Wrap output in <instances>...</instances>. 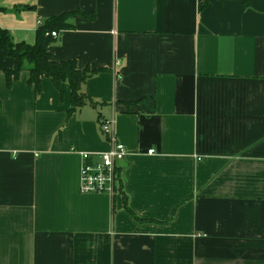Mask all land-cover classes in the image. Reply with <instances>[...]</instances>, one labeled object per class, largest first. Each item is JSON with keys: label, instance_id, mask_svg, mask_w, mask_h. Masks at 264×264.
I'll use <instances>...</instances> for the list:
<instances>
[{"label": "crops", "instance_id": "obj_1", "mask_svg": "<svg viewBox=\"0 0 264 264\" xmlns=\"http://www.w3.org/2000/svg\"><path fill=\"white\" fill-rule=\"evenodd\" d=\"M64 13L51 59L102 69L81 107L8 87L0 49V264H264V0H0V27L33 44ZM104 120L125 166L83 194Z\"/></svg>", "mask_w": 264, "mask_h": 264}, {"label": "trees", "instance_id": "obj_2", "mask_svg": "<svg viewBox=\"0 0 264 264\" xmlns=\"http://www.w3.org/2000/svg\"><path fill=\"white\" fill-rule=\"evenodd\" d=\"M242 2L247 4L248 0H242ZM70 15L69 13H64L45 19L36 30L33 44H28L24 41L14 42L10 32L0 27V49L14 61L12 68L3 69L8 87L18 79L20 71L25 68L29 71L28 85L33 87L36 93L40 92L43 77L51 78L58 89H60L61 83H68L71 94L69 110L73 111L84 105L86 101H90L88 96L81 91L82 84L87 78L102 69L91 70L88 67L78 69L75 60L53 61L51 59V54L48 50L52 42L50 32L71 28L73 25L69 21ZM124 206L128 208L127 205ZM134 216L139 218L136 215ZM141 219L143 220V218Z\"/></svg>", "mask_w": 264, "mask_h": 264}, {"label": "built area", "instance_id": "obj_3", "mask_svg": "<svg viewBox=\"0 0 264 264\" xmlns=\"http://www.w3.org/2000/svg\"><path fill=\"white\" fill-rule=\"evenodd\" d=\"M50 35L54 37L56 32L52 31ZM101 130L112 143L110 149L100 153H79L82 160L79 191L83 194L115 193L120 162L128 154L125 145L116 138L113 121L104 120ZM147 152L152 154L153 149Z\"/></svg>", "mask_w": 264, "mask_h": 264}, {"label": "water", "instance_id": "obj_4", "mask_svg": "<svg viewBox=\"0 0 264 264\" xmlns=\"http://www.w3.org/2000/svg\"><path fill=\"white\" fill-rule=\"evenodd\" d=\"M120 166L124 167L125 163L123 161L120 162Z\"/></svg>", "mask_w": 264, "mask_h": 264}, {"label": "rangeland", "instance_id": "obj_5", "mask_svg": "<svg viewBox=\"0 0 264 264\" xmlns=\"http://www.w3.org/2000/svg\"><path fill=\"white\" fill-rule=\"evenodd\" d=\"M25 69H27V68H25Z\"/></svg>", "mask_w": 264, "mask_h": 264}]
</instances>
